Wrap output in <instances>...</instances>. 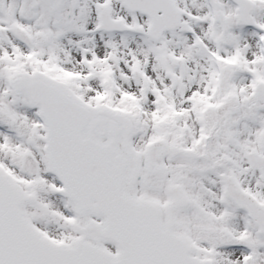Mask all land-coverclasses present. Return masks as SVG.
Returning <instances> with one entry per match:
<instances>
[{"label": "snow or ice", "instance_id": "snow-or-ice-1", "mask_svg": "<svg viewBox=\"0 0 264 264\" xmlns=\"http://www.w3.org/2000/svg\"><path fill=\"white\" fill-rule=\"evenodd\" d=\"M0 264H264V0H0Z\"/></svg>", "mask_w": 264, "mask_h": 264}]
</instances>
